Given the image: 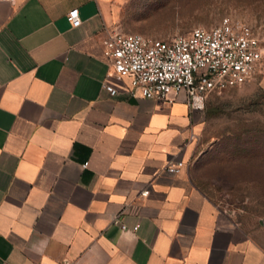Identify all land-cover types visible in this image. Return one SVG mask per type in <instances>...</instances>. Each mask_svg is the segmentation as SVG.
Masks as SVG:
<instances>
[{"label": "crops", "instance_id": "crops-1", "mask_svg": "<svg viewBox=\"0 0 264 264\" xmlns=\"http://www.w3.org/2000/svg\"><path fill=\"white\" fill-rule=\"evenodd\" d=\"M126 1H0V264H264L185 166L166 171L202 114L104 88Z\"/></svg>", "mask_w": 264, "mask_h": 264}, {"label": "rangeland", "instance_id": "rangeland-1", "mask_svg": "<svg viewBox=\"0 0 264 264\" xmlns=\"http://www.w3.org/2000/svg\"><path fill=\"white\" fill-rule=\"evenodd\" d=\"M225 18L252 28L264 48V0H127L115 26L168 40ZM185 168L192 184L264 250V58L245 84L208 95Z\"/></svg>", "mask_w": 264, "mask_h": 264}, {"label": "built area", "instance_id": "built-area-1", "mask_svg": "<svg viewBox=\"0 0 264 264\" xmlns=\"http://www.w3.org/2000/svg\"><path fill=\"white\" fill-rule=\"evenodd\" d=\"M66 18L72 27L81 24L77 8L70 9ZM104 45L109 69L103 86L111 95L128 78L131 95L167 102L183 95L190 109L202 116L210 93L245 84L264 58V48L252 28L228 18L168 40L112 32ZM184 166L183 160L171 159L166 171L178 173Z\"/></svg>", "mask_w": 264, "mask_h": 264}]
</instances>
